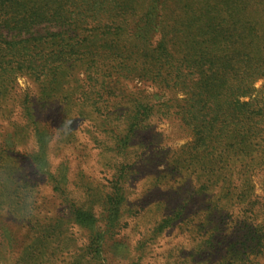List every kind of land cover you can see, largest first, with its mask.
<instances>
[{"label": "trees", "instance_id": "obj_1", "mask_svg": "<svg viewBox=\"0 0 264 264\" xmlns=\"http://www.w3.org/2000/svg\"><path fill=\"white\" fill-rule=\"evenodd\" d=\"M89 1L113 2V8L117 4L120 11L112 16L114 24H106L102 18L95 22L90 10L86 15L67 16V9L76 6L67 0H0V174L4 173L6 180H18L11 192H22L24 200L34 185L23 175L25 171L12 154L25 155L31 171L42 173L66 197L62 189L65 178L49 169L52 131L48 128V118L36 110L43 108L50 112L57 100L64 112L61 125H67L74 117L88 118L109 139L110 142L102 144L104 149L123 159L119 162L109 159L110 186L93 199L99 203L98 213L89 202L68 206V220L86 233L82 245L70 240L80 251L70 264H111L106 255L115 243L114 235L124 225L122 220L139 213L136 207L126 205L129 197L126 184L134 171L131 169L134 162L131 164L125 157L130 153L133 137L147 129L153 117L176 116L180 126L191 134L189 145L173 156L172 167L167 165L161 172L162 180L170 182L172 175L178 176L182 169L183 176L200 183L195 188L198 194H209L221 185L228 195L232 176L245 174L239 197L243 203H250V171L264 163V111L259 106L262 101H256V97L251 99L248 95L250 100L242 97L252 89L258 71H264V62H259L255 49H242L245 40L256 38V29L244 23L237 27V32L233 29L229 32V38L217 48L225 54L217 55L208 47L218 42L217 37L205 31V39L201 40L195 30L196 17L166 12L171 9L168 4L175 0H149L146 13L138 18H129L136 14L128 16L125 10L139 8L142 0H130L126 8L123 0ZM176 1L184 12L195 4L193 0ZM232 24L231 16L227 31ZM131 75L169 92L180 90L182 97L157 102L141 89L128 92L116 79ZM18 76H25L38 86L34 95L16 87ZM116 90L119 100H110L108 96ZM109 101L114 106L116 102L118 107L122 101L126 107L118 113L110 110ZM30 138L33 148L23 154L18 147ZM216 165L222 167L215 168ZM230 165H238L239 170L232 171ZM222 171L231 173L223 178ZM210 202L205 206L207 219L212 212ZM28 206L29 203L25 204L21 215L36 221L42 219L41 224L47 226L34 222L29 230L35 234L17 256L29 261L28 264H54L55 248L48 241L53 232L50 224L63 218H47L37 207ZM183 209L184 204H178L151 225L136 240L133 253L140 258L147 242L181 219ZM203 225H199L201 229ZM2 231L0 261L15 247L7 234L9 230ZM262 247L260 253H264ZM60 248L65 249L64 244Z\"/></svg>", "mask_w": 264, "mask_h": 264}, {"label": "rangeland", "instance_id": "obj_2", "mask_svg": "<svg viewBox=\"0 0 264 264\" xmlns=\"http://www.w3.org/2000/svg\"><path fill=\"white\" fill-rule=\"evenodd\" d=\"M84 1L67 0L68 4L71 2L76 4L67 9V16L86 15L90 10V16L95 22L102 18L107 24L112 23V16L120 11L117 4L113 8V2ZM148 1L142 0L138 5L139 8L125 10V14L129 16L134 13L136 16L129 18H138L139 14L146 13ZM193 1L195 4H192V9L184 12L175 0L174 3L168 4L171 9L166 12L182 16L190 15V18L196 17L195 30L199 32L201 40L205 39V31L210 33L207 35L217 37L218 42L213 43L215 45L212 43L208 45L217 55L224 52L217 48L229 38V32L232 29L237 32V27L241 23L247 27L252 26L254 31L256 29V38L245 40L242 49L244 51L255 49L259 62H264V0ZM122 2L124 8L130 6V0ZM231 16L233 24L227 31ZM143 28L148 29L146 24ZM205 43L202 42L207 45ZM116 80L119 81L118 85L127 89L128 92L141 89L144 93L151 94L157 102L170 97H182L180 90L169 92L166 88L150 83L138 75L120 77ZM16 87L33 95L38 88L25 76L17 77ZM251 88L242 100H248V95L251 99L256 97V101H262L259 106L264 111V71H258ZM108 98L119 100L118 91L110 94ZM109 102L110 110H118V113L126 107L122 101H119L122 104L119 107L116 102V107L113 105L114 102ZM57 103L56 100L51 105L50 108L53 110L50 112L49 109L43 111V108L36 111L44 114V118H48V128L52 131L48 148L49 169L65 178L66 184L62 186V189L66 197L55 190L52 182L42 173L31 171L27 156L12 154L16 156V164L25 171L23 175L29 178L34 187L22 200V192H11L12 186L18 180H6L5 174H0V233L7 228L9 230L7 234L11 236L15 244L14 250L0 261L1 264H28L29 262L20 259L22 257L17 256L18 251L35 234L29 230V227L34 222L41 224L44 220L36 221L22 216L21 213L25 212L23 207L27 203L32 209L37 207L47 218L52 216L63 218V221L57 219L58 223L50 224L53 232L48 236V241L52 244V248H55L54 264H70L71 258L80 254V251L71 245L70 240L77 245H82L85 242L86 233L68 220V206L89 202L90 207L98 213L99 203L93 200L94 196L96 197L99 191H106L110 186L112 170L109 164L111 161L119 162L123 159L109 152L111 150L104 149L102 144L110 142L109 139L88 118L74 117L67 125H61L60 120L64 112ZM178 120L176 116L153 117L149 121L148 128L137 132L133 137L130 153L128 157L127 155L125 157L131 164L134 162L131 166L134 171L126 184V191L129 194L126 205L130 208L136 207L139 213L136 216H126L122 220L124 225L113 237L112 241L115 243L111 245L106 255L107 261L111 264H264V253H260L262 245L264 249V163L250 171L248 183L251 187L252 199L247 204L243 203L242 198L239 197L245 174L236 173L232 176L231 189H229L231 193L228 195H226L228 190H223L221 185L209 194L205 192L198 194L195 188L200 186V183L195 182L190 176H183L182 169L179 170L178 176L172 175L170 182L164 181L161 178V172L168 168L167 165L171 168L173 156L178 155L180 149L191 142V134L186 128L180 126ZM31 148H33L31 138L25 145L18 147L23 154ZM198 151L201 152V150ZM230 166H233L232 171L239 170L238 165ZM219 167L222 165L215 166V168ZM229 173L231 171H222L221 175L226 178ZM208 200H211L208 207L212 209V212L211 217L207 219L205 206L208 205ZM178 204H184L182 218L175 221L172 227L156 235L152 241L149 240L141 257L138 258L133 253L136 240ZM214 205L215 207L212 208ZM201 224H205L203 230L199 226ZM41 225L47 226V224ZM205 240L206 243H204ZM62 244L65 249L60 248ZM231 250L235 254H232Z\"/></svg>", "mask_w": 264, "mask_h": 264}]
</instances>
